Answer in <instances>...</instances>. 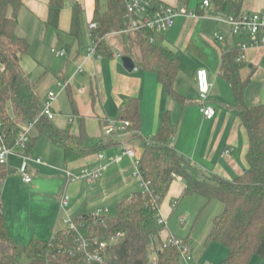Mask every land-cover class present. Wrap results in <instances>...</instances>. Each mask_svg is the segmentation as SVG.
Returning a JSON list of instances; mask_svg holds the SVG:
<instances>
[{
    "label": "crops",
    "instance_id": "1",
    "mask_svg": "<svg viewBox=\"0 0 264 264\" xmlns=\"http://www.w3.org/2000/svg\"><path fill=\"white\" fill-rule=\"evenodd\" d=\"M157 1L185 5L197 13V16H178L175 24L159 37L180 58L181 69L175 87L185 97L184 104L166 92L155 72L137 66L133 71L125 68L122 33L106 37L115 49L113 57L98 52L90 54L93 42L90 23L95 0H24L18 14L17 33L30 42V50L23 56L21 65L41 97H46L50 90L60 91L53 119L58 128L79 134L84 127L92 137L108 136L104 132L106 123L113 118L120 121L122 105L138 98L140 136L151 138L159 130L164 114L170 111L177 123L172 145L185 159L188 171L200 179L218 175L232 180L249 166V137L235 107L232 85L221 75L222 54L225 48L250 43L253 37L232 34L227 22L230 4L221 8L215 0H210L209 6H203L204 0ZM242 9L243 13L262 12L264 0H245ZM218 34H223L225 40H217ZM60 51L65 54L60 55ZM138 58L136 50L133 60ZM244 61L241 76L251 77L245 101L248 106L263 104L264 44L249 46ZM202 68L208 71L212 83L209 102L216 108L212 119L205 118L201 111L197 72ZM59 83L65 84V88L60 89ZM65 92L71 106L64 114L60 96ZM120 133L121 138L114 135L120 143L100 152L103 158L95 153L71 162L66 161L63 149L51 139L41 138L42 142L30 151L33 158L42 159V163L30 161L31 182H25L17 171L21 159L11 156L9 164L13 171L1 185L11 237L26 244L33 237L52 240L59 231L65 230L66 212L60 202L64 191L71 196L67 212L74 219L93 214L98 208H107L106 215L115 216L119 202L142 186V179L134 175V159L126 152L134 149L140 154V139L129 129ZM229 148L232 151L225 154ZM82 169L103 170V174L91 182L81 174ZM69 171L78 177L68 181ZM184 188L182 177H176L162 200L160 217L166 219V225L183 199ZM182 220L185 223L186 217ZM212 244L218 245L213 248L217 250L215 256L203 251L195 253L190 243L194 264H221L228 249L219 243ZM249 264H264V258L254 256Z\"/></svg>",
    "mask_w": 264,
    "mask_h": 264
},
{
    "label": "trees",
    "instance_id": "2",
    "mask_svg": "<svg viewBox=\"0 0 264 264\" xmlns=\"http://www.w3.org/2000/svg\"><path fill=\"white\" fill-rule=\"evenodd\" d=\"M244 1L215 0L221 8L230 4V13L236 17L243 14ZM23 5L24 0H0V143L13 145L23 127L35 120L28 152L40 134L63 149L67 162L120 143L114 135L92 137L84 127L74 134L58 128L53 119L40 116L46 97L38 94L35 83L21 65L30 50V42L17 33L18 14ZM93 22L98 24L91 30L98 53L113 57L115 49L106 37L122 33L125 55L134 58L138 50L136 66L155 72L166 92L184 104L185 97L175 87L181 69L179 56L162 44L160 35L156 42H151L155 33L148 28L127 31V0H95ZM239 56L238 46L223 50L221 75L232 85L235 107L248 132L249 166L241 175L232 180L218 175L201 179L194 176L172 145L177 123L170 111L164 114L159 130L151 138H144L139 135L140 102L132 98L122 105L119 120L130 121L128 129L140 139L141 188L119 202L115 216L88 214L75 218L78 231L61 230L52 240L33 237L26 244L13 239L8 231L0 191V264H182L180 247L163 237L166 225L158 223L162 200L179 176L185 182L181 198L200 194L207 204L215 200L224 204L206 237V244L215 242L227 247L228 254L221 264H249L254 256L264 258V103L247 105L245 90L251 77L242 78L245 61H239ZM93 101L96 102L94 93ZM12 171L9 163H0V181ZM117 232L122 236L109 246L104 263L89 262L84 252L70 254L81 236L104 239ZM180 238L190 245V234Z\"/></svg>",
    "mask_w": 264,
    "mask_h": 264
},
{
    "label": "built area",
    "instance_id": "3",
    "mask_svg": "<svg viewBox=\"0 0 264 264\" xmlns=\"http://www.w3.org/2000/svg\"><path fill=\"white\" fill-rule=\"evenodd\" d=\"M210 0H204L203 6H209ZM197 16L195 11H190L188 8L183 6H173L157 0H127V31L134 32L143 28H148L154 31L155 35L151 36V42H156L159 35L166 30L170 29L176 21L178 16ZM227 22L231 26V32L233 35L248 34L253 37V40L248 42H242L239 45L240 56L239 61L245 59V50L251 45L264 44V11L262 12H244L241 16L236 17L233 14H229ZM98 24L96 22L90 23V28L96 29ZM217 40H225L223 34L216 35ZM96 51L95 43L92 42L90 46V54H94ZM60 55H64L65 51L58 52ZM82 71V69H79ZM197 84L200 97L201 111L205 118L212 119L216 115V108L209 102V95L211 93L212 83L209 79L208 71L204 68L197 72ZM60 89L65 88V84L59 83ZM60 91L50 90L46 96L45 104L40 116H47L50 119H54L55 102L58 98ZM35 121L26 124L23 129L19 132L16 141L13 145L2 142L0 143V163H9L11 156H16L21 159V164L18 167V173L23 177L25 182H31L33 179L32 172L30 170V161L42 163L40 157L33 158L28 152V143L31 134L35 128ZM130 121L120 120L111 121L109 120L105 127L104 132L106 135H116L121 138V131L128 130ZM231 148L225 150V154L230 153ZM127 154L134 159L136 166L135 176H139L141 179V172L139 170L140 155L134 149H127ZM99 157L103 158V153H99ZM81 174L86 177L89 181L96 180L103 174V170L90 171L88 169H82ZM78 176L72 172H67L68 181L74 180ZM2 182L0 181V191ZM143 185V184H142ZM61 209L66 212V218L64 219L66 224V231L68 233L72 231H78V224L75 219L72 218L67 209L71 202V196L69 193L64 191L61 195ZM107 208H98L92 215L94 217H102L107 213ZM158 223L166 225V219L159 216ZM122 236L121 232H117L107 238H101L99 236L84 237L81 236L77 240L76 247L70 249V254L77 255L81 252L87 254L89 262H101L104 263L107 258V250L109 246L115 243ZM55 238V237H54ZM53 238V239H54ZM168 242L180 247L182 264H194V256L190 251L189 244L185 243L184 240L176 235H169L167 237ZM156 263V260H154Z\"/></svg>",
    "mask_w": 264,
    "mask_h": 264
},
{
    "label": "rangeland",
    "instance_id": "4",
    "mask_svg": "<svg viewBox=\"0 0 264 264\" xmlns=\"http://www.w3.org/2000/svg\"><path fill=\"white\" fill-rule=\"evenodd\" d=\"M54 91L57 92L58 90ZM64 94L60 96V99L63 102L62 111L65 114L68 113L71 104L68 93L65 92ZM110 120L114 122L116 118ZM41 138L49 140L47 136L40 134L34 147H37L42 142ZM223 209L224 204L219 200L207 204L205 197L200 194L187 195L180 201L168 225L165 226L163 234L172 233L173 235L183 237L190 234L191 243H193L191 250H195L197 254L207 252L215 256L217 255V250L213 248H217L214 246L218 245H213L212 243L206 244V237L213 219L222 213ZM183 217H186L185 223H183Z\"/></svg>",
    "mask_w": 264,
    "mask_h": 264
},
{
    "label": "water",
    "instance_id": "5",
    "mask_svg": "<svg viewBox=\"0 0 264 264\" xmlns=\"http://www.w3.org/2000/svg\"><path fill=\"white\" fill-rule=\"evenodd\" d=\"M123 63L128 71H133L136 68V63L130 56H123Z\"/></svg>",
    "mask_w": 264,
    "mask_h": 264
}]
</instances>
